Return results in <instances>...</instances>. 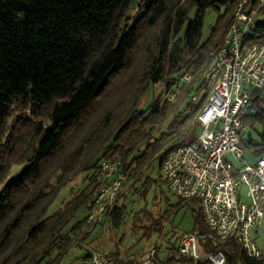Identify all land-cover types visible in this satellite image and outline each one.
I'll return each instance as SVG.
<instances>
[{"label":"trees","instance_id":"obj_1","mask_svg":"<svg viewBox=\"0 0 264 264\" xmlns=\"http://www.w3.org/2000/svg\"><path fill=\"white\" fill-rule=\"evenodd\" d=\"M239 1L0 0V264L63 260L93 206L101 160L118 159L119 172L141 182L143 196L157 183L150 178L153 165L159 168L169 150L196 137L198 125L191 120L210 91L204 75ZM250 2L254 7L255 0ZM133 7L136 14L130 16ZM209 9L217 17L203 40ZM251 31L249 40H264V20ZM185 72L191 79L168 101ZM158 84L162 92L146 112H139L140 101ZM262 93L255 95L244 121L243 145L254 157L264 156ZM14 107L30 116L8 127ZM15 165L24 168L7 181ZM79 173L88 175L87 185L49 214ZM120 195L103 214L114 228L125 214V207L117 206ZM178 199V205L187 202ZM188 233H209L199 208ZM181 235L166 250L171 258ZM198 248L202 255L222 251L226 264H264L262 258L248 257L235 240L215 244L200 239Z\"/></svg>","mask_w":264,"mask_h":264},{"label":"built area","instance_id":"obj_2","mask_svg":"<svg viewBox=\"0 0 264 264\" xmlns=\"http://www.w3.org/2000/svg\"><path fill=\"white\" fill-rule=\"evenodd\" d=\"M259 20H264V0H255L254 7L250 0L238 2L233 21L222 43L211 53L212 61L204 75L210 91L196 115V137L169 150L158 168V177L172 194L197 202L209 233H183L174 258L168 251L160 256L158 248L151 246L139 264H226L222 251L199 253L198 242L205 238L215 244L235 240L248 257L264 259V250L254 237L257 225L264 219V156L249 162L243 145L245 118L255 95L264 92V40L247 38ZM190 79L189 72L180 75L175 92L167 100L172 101L179 86ZM195 100L194 95L192 101ZM119 165L118 159L99 162L101 184L87 222H97L113 208L126 179ZM75 264L114 262L107 254L91 250Z\"/></svg>","mask_w":264,"mask_h":264},{"label":"rangeland","instance_id":"obj_3","mask_svg":"<svg viewBox=\"0 0 264 264\" xmlns=\"http://www.w3.org/2000/svg\"><path fill=\"white\" fill-rule=\"evenodd\" d=\"M129 14L130 16L136 14L135 7L130 10ZM194 15L195 10L193 9L189 13V18L192 19ZM216 17V11L209 9L206 12L202 30L203 40L208 38ZM162 90L163 84L156 85L153 90L150 89L140 101L137 110L146 112L153 98H156ZM111 94L113 96L116 95L117 88ZM24 115L26 117L30 116L27 110L24 112L23 109L14 107L7 121L8 127L12 126L18 118ZM191 121H196V116ZM165 148H160L159 153ZM246 159L249 162H253L254 156L247 152ZM23 168L24 165L13 166L7 181L16 177ZM87 178L88 175L86 173H79L72 177L49 208L48 213L52 214L61 208L75 192L84 188L88 183ZM150 178L157 183L151 184L143 196L141 194L143 189L141 182L134 183V179L126 175L120 192L121 195L117 200V206L123 205L125 207V214L120 227H112L108 218L104 216L95 223L86 221L80 229L76 244L68 250L66 256L59 264H75L76 260L82 257L86 251L91 250H98L109 255L113 262L116 260H133L137 264L142 261L151 246H156L160 256L163 257L166 255L167 248L171 246L170 244L175 242L177 235L191 232L194 227V213L198 210L196 203L187 201L182 205H178V197L172 194L163 182L159 181L157 163L150 170ZM1 186L2 183L0 184ZM242 191H245L244 188ZM83 215V212L79 213L76 219L81 218ZM85 233L88 234V237L84 240L83 234ZM254 237L259 247L264 250V219L257 225ZM68 260L70 262L67 263Z\"/></svg>","mask_w":264,"mask_h":264}]
</instances>
